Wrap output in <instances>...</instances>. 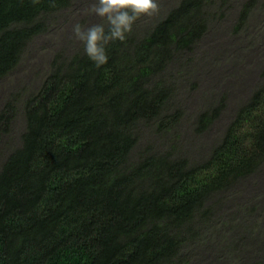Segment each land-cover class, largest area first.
<instances>
[{
	"label": "trees",
	"instance_id": "obj_1",
	"mask_svg": "<svg viewBox=\"0 0 264 264\" xmlns=\"http://www.w3.org/2000/svg\"><path fill=\"white\" fill-rule=\"evenodd\" d=\"M71 1L0 0V78L45 29V14ZM208 2L180 0L141 34L110 41L100 67L85 53L56 62L26 96L20 143L0 164V264H264V244L260 253H244L252 240L229 258L223 251L226 228L240 225L235 213L223 234L214 225L229 215L220 209L235 198L231 187L242 176L259 172L264 188V83L200 163L150 146L135 153L142 122L164 128L179 118L165 114L174 88L163 74L206 31ZM217 114V107L201 112L197 128L206 129ZM14 116L7 103L0 142ZM217 192L223 196L212 199ZM260 224L263 216L252 229L261 242Z\"/></svg>",
	"mask_w": 264,
	"mask_h": 264
},
{
	"label": "rangeland",
	"instance_id": "obj_2",
	"mask_svg": "<svg viewBox=\"0 0 264 264\" xmlns=\"http://www.w3.org/2000/svg\"><path fill=\"white\" fill-rule=\"evenodd\" d=\"M179 1L157 0L158 11L151 17L136 20L131 31L141 34L154 26ZM92 3L94 0H73L62 10L45 14V29L28 41L16 66L0 78V111L6 108L7 103L15 108L11 129L0 142L3 149L0 164L20 143L25 129L23 100L26 96L41 87L56 62H67L74 54L85 53L84 46L74 39L72 27L77 22L85 28L101 22L95 15L85 14L84 10ZM217 7L218 10L211 11L208 29L193 48L179 54L165 67V79L178 92L169 98L170 106L165 114L179 112V118L164 128H158L153 121L142 122L136 129V154L150 146L151 150L158 152L174 150L173 157L179 154L190 162L200 163L222 138L240 103L248 99L260 83H264V0H218ZM243 8H246L244 17L241 13ZM235 70H243V76L236 78ZM230 80H235V83L231 85ZM211 107H220V115L215 116L206 129L199 130L196 123L198 114ZM260 165L263 167L264 163ZM258 176L259 172L255 171L232 185L234 193L230 195L235 198L220 209L229 215H222L215 221L214 225L223 234L224 223H228L231 217L236 218L232 214L237 215L240 225L233 230L226 228L224 235L230 238L223 235L220 242L228 258L231 252L235 254L244 240H252L250 246L247 243L242 247L244 253L247 249L253 254L260 253L258 246L264 244V240L260 242L252 232L256 221L264 217V208L255 204L256 200L264 204V188L258 186ZM222 196L217 192L212 199ZM253 208L256 209L248 213ZM246 221H249L248 225L243 227ZM262 226L264 224H260ZM185 263L208 264L209 261L196 259Z\"/></svg>",
	"mask_w": 264,
	"mask_h": 264
},
{
	"label": "clouds",
	"instance_id": "obj_3",
	"mask_svg": "<svg viewBox=\"0 0 264 264\" xmlns=\"http://www.w3.org/2000/svg\"><path fill=\"white\" fill-rule=\"evenodd\" d=\"M217 1L209 0L206 9L210 11V13L212 9L218 10ZM84 11L87 15H95L99 18L101 22L93 24L86 28L82 26L79 22H77L72 27V35L76 41L80 42L84 46V52L87 55L88 59L92 61L96 67H100L106 64L108 60V56L105 51V45H107L110 41H124L126 38L125 34L131 31L132 25L136 20L140 19L141 17H151L158 11V3L157 0H94V3L90 4L89 7ZM183 52H179V54ZM234 72L236 74V78H238L239 75L243 76V70H235ZM230 83L231 85H233L235 83V80H230ZM172 88H174V92L172 93V95L175 96V94L178 93L177 89H175V87ZM172 95H170V97ZM242 103H240V105ZM211 108H209V110ZM217 108L218 114L216 116H219V110L221 108ZM182 111L183 110L181 109V113ZM214 147L215 146H213V148ZM210 153L211 151L209 152V154ZM209 154L206 155L205 158L209 156Z\"/></svg>",
	"mask_w": 264,
	"mask_h": 264
}]
</instances>
